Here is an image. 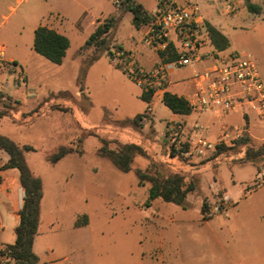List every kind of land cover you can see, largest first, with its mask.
<instances>
[{
	"label": "rangeland",
	"instance_id": "rangeland-1",
	"mask_svg": "<svg viewBox=\"0 0 264 264\" xmlns=\"http://www.w3.org/2000/svg\"><path fill=\"white\" fill-rule=\"evenodd\" d=\"M46 1L27 0L19 13L28 7L33 16L12 35L4 29L0 32V45L6 46V57L18 59L19 70L23 67L28 75V84L17 82L10 91L18 104L10 105L8 116L18 126L5 119L6 123L0 121V133L9 135L21 147H34L33 151H25V156L31 171L44 182L42 230L62 232L60 236L54 234L50 242L66 248L71 264H141V243L154 241L156 236L169 239L175 230L170 228L179 225L183 228L174 232L173 239L190 244L195 258L207 255L223 264H264V187L251 190L249 185L247 196L237 195L236 191L252 179L254 168L246 166L247 160L254 158L247 154L249 148H254L251 139L230 156L225 152L216 158L171 157V149L178 148L165 131L180 124L176 123L179 117L161 102L150 104L142 100L144 87L128 76L126 61L114 55L118 46L124 51L134 48L135 52H126L133 55L136 67H142L138 59L145 52L148 54L143 58H151L149 65L157 62L158 53L142 43L148 24L137 27L133 11L117 7L112 0H48L50 7ZM139 1L147 8L158 2ZM56 9L62 11L57 15L60 21L57 28L70 41L61 65L53 64L34 50V29L46 23ZM108 18L116 22L106 36V46L88 45L97 27ZM233 18L219 15L220 21ZM239 20L243 28L234 39V48L254 57L264 81V6L257 15L245 11ZM189 76L187 69H179L172 81ZM30 91H36L37 96L26 95ZM38 100L45 101V108L24 118L23 114L34 109ZM6 110L0 103V112ZM244 110L252 118L256 116L247 107ZM143 114L147 117L143 128L138 129L131 121ZM103 140L113 150L130 143L140 145L146 156L137 157L133 170L123 173L101 156ZM62 147H71L74 152L57 164L46 160ZM243 148L248 149L242 151ZM229 165L233 166L232 171ZM138 169L165 176L180 173L187 185L193 184L196 189L189 194L185 207L159 199L151 201L148 207L150 185H139ZM215 175L218 188L233 193L234 207L223 217L224 226L228 227L224 248L216 245L198 222L202 219L203 205L209 206V202L223 196L212 188ZM171 209L178 212L175 216L178 222L172 226L170 217L165 215ZM77 216L80 223L88 217L91 222L79 237L70 228ZM77 243L88 247L82 253L70 254ZM53 257L55 261L61 259L59 251Z\"/></svg>",
	"mask_w": 264,
	"mask_h": 264
},
{
	"label": "built area",
	"instance_id": "built-area-1",
	"mask_svg": "<svg viewBox=\"0 0 264 264\" xmlns=\"http://www.w3.org/2000/svg\"><path fill=\"white\" fill-rule=\"evenodd\" d=\"M117 7H124L125 0H112ZM222 12L234 15L240 10L236 1L224 2ZM142 43L156 51L174 54V60L151 69L136 67L133 55L116 48L115 56L126 61V72L130 78L144 87L145 91H162L170 74L176 70L190 68L193 71V91L183 97L193 114L205 115L217 112L223 116L236 113L247 107L260 118H264V81L253 56L244 52H207L211 42L210 32L198 5L186 1L161 0L152 20L142 37ZM4 46H0V94L9 84L24 83V77L15 61L6 57ZM167 57V56H166ZM210 61L211 63H207ZM206 128L196 122L190 129L189 137L183 141L184 129L181 124L171 126L169 138L180 150L185 145V158H205L213 154L218 146L241 139L247 132L238 126L222 128L217 141L205 136ZM250 187V186H248ZM247 187L246 192L249 191ZM253 188L264 187V166L256 173ZM232 205L229 195L209 203L210 215L226 213Z\"/></svg>",
	"mask_w": 264,
	"mask_h": 264
},
{
	"label": "crops",
	"instance_id": "crops-1",
	"mask_svg": "<svg viewBox=\"0 0 264 264\" xmlns=\"http://www.w3.org/2000/svg\"><path fill=\"white\" fill-rule=\"evenodd\" d=\"M26 1L27 0H0V32L4 29L7 34L12 35L13 31L17 30L20 24L21 25L26 24L28 17L33 16V13L31 12L29 13L28 11V9L31 10V8H28V7L24 10V12L21 15L19 13V11L25 7ZM175 1L178 2L179 4H184L186 1H189L193 4L198 5L200 10L202 11V14L204 15L207 25L209 24V25L214 26L216 29L222 32L229 39L230 47L227 50L223 51V53L237 52L236 49L234 48V39L237 37L238 31L243 28L239 20L240 15H242V13H244L245 11H248L250 14L257 15L261 13L262 6H264V0H175ZM229 1H236L240 4V10L234 15H225L222 12L221 8H222L223 3L229 2ZM137 2L138 4L143 6L144 10L147 12L148 16L152 20V16L155 10L157 9L159 3L161 2V0H158V2L152 8H147L145 4L141 3L139 0H137ZM259 4H261L262 6L260 7ZM46 5L50 7V2L48 0L46 1ZM53 12L54 13L51 14V16L47 18L46 23L40 24L38 27L44 26V27L55 30L56 32L62 34V30L57 28V25L60 22L58 20L59 16L57 15H60L62 11L56 9ZM219 15H222L225 17L227 16L234 17V18L233 20H229V21L227 20L220 21ZM43 16H44L43 18H46L45 14ZM148 25H147V28H148ZM38 27H36L34 31ZM0 46H4L5 51H6L5 45H0ZM126 51L135 52L134 48L132 50H126ZM205 51L215 52L217 50L214 48L213 44H210L206 47ZM145 53L148 54L147 52ZM146 54L139 56L138 60L140 61L141 66L148 70H151L159 66L163 62L159 56V60L157 62L153 61V63L149 65V63L147 62L151 58H143V56H145ZM9 59L19 64L18 59L14 57H11ZM207 63H211V62L208 61ZM20 68H21L22 75L24 77L23 84H28V75L25 72L23 67H20ZM184 69H187L189 71L190 76L188 78H183V79H180L174 82L172 81V77L176 74L177 70L172 72L167 80L166 85L162 89V91L157 92L156 94L154 93L150 104H153L155 101L163 103V96L165 92H170L179 97H185L186 95L190 94L193 91L194 89V86L192 83L193 71L190 68H184ZM178 86L183 87V89H181L180 91L178 89L176 90V87ZM12 88H13V84H9L6 90L4 91V94L7 95L8 97H12L10 94V91ZM26 95L30 97H36L37 93L36 91H30ZM35 105L36 106L34 109H32L28 113L23 114L24 118L32 116L36 112L37 113L41 112V110L45 108V101L38 100ZM150 111L152 112L151 108H150ZM9 117L10 116L0 118V121H5L6 123L5 119H7V121L10 122L12 125L18 126V124L14 122L13 120L10 121ZM175 117H179L176 123H180L183 126V129H184L183 141H185V139L189 137L188 134L193 124L196 122H199L206 128L205 136L212 141H217L219 139L220 133L223 127L238 126L240 128H244L247 130L245 135L250 137L252 143L254 144V148H260L264 144V118H260L257 115L254 118H252L251 115L247 111L244 110V107L241 108L239 112L230 113L225 116L214 111V112H211L205 115H196V114L191 113L190 115H175ZM170 128L171 127H167L165 133H168ZM0 134L4 136H9L3 133H0ZM241 147H244V146H241ZM238 148L239 147H237V149ZM245 149H248V148H243L242 151ZM234 150H236V148L226 153L228 155L229 154L232 155L233 154L232 151ZM71 154L72 153L68 154L63 159H61L59 162L66 159ZM212 156H214V154L208 155V157H212ZM49 158H47L46 160L48 161ZM9 159H10L9 155L0 149V251L6 246L12 245L16 242V229L20 224V219H21L20 212L23 207V198H24V191L20 183V172L17 169H6V165L8 164ZM192 162L196 163L194 160H192ZM226 164L227 163H223L222 166H226ZM247 165L252 166L254 168L251 173L252 179L250 180V182L248 181V183H245L244 186L237 188L236 190L237 195L247 196L246 189L254 181L257 171L264 166V158L262 159L261 158L260 159L259 158L258 159L249 158L246 162V166ZM229 169L232 171L234 168L232 165H229ZM197 175H199V173H197ZM193 176L194 174H192V177ZM42 183H43V192H44L43 180H42ZM212 188L216 190L215 193L222 192V195H226V194L229 195L233 202V193H228L226 189L218 188L217 175H215V181L212 183ZM188 199H189V195L187 197L186 202L188 201ZM43 200H44V194H43L41 208H40L41 209L40 226H39L38 235L34 241L33 251L40 259L39 264H62V263L71 264L69 263L71 260L70 255L66 254V251H65L66 248L60 245H55L57 246L55 247L50 242V238L53 237L54 234L55 235L59 234L60 236L62 232L61 231L56 232V230L54 229H49L48 231L42 230ZM233 207L234 206L232 204L226 213H228L230 209ZM209 212H210L209 206H207L206 211H203L202 209L201 210L202 219H199L198 222L201 224L202 228L204 227L209 232L211 238L216 242V245H218L220 248H224L225 247L224 236L228 231L227 229L228 227L224 226L225 221L223 220V217H225L224 215H226V213L219 214V215H210ZM166 213L167 214L165 215L170 217L168 220L170 223V226H172L171 224H175L176 222H178L175 218V216L178 215L177 210L171 209L169 212L166 211ZM156 217L158 216L156 215ZM78 222H80V220L78 219V216L74 217V220L70 228L71 230H73V234H76L79 237V234H81L84 229L86 230L90 226L91 222H90L89 217L86 219V221L82 222L81 226L76 225ZM182 228L183 227L179 225L175 226V228L171 227L170 230L172 231L174 229L175 230L171 232L173 234H171L169 239L165 237L162 238V237L156 236L154 238L155 239L154 241L147 240V243L144 245L142 242L141 245L143 249L142 251L143 257L141 259V262H142L141 264H145L146 261H149L152 264H223V261L217 260L216 258L212 256L204 255L202 258H195L193 256V252L191 250L190 244H188L187 242L182 243L181 241H175L173 239L174 232L178 233V231ZM160 229H162V227ZM163 229H167V228H163ZM87 247H88L87 244L83 245V244L77 243L74 247V250L70 251L69 253L71 254L74 252V254H79V253H82V251H84ZM72 248L73 247L71 246V249ZM56 251H59V256L61 258L57 261H55L54 260L55 258L53 257ZM167 256H169V258ZM230 261L232 262L233 259H230ZM1 264H13V263L8 259H1Z\"/></svg>",
	"mask_w": 264,
	"mask_h": 264
},
{
	"label": "trees",
	"instance_id": "trees-1",
	"mask_svg": "<svg viewBox=\"0 0 264 264\" xmlns=\"http://www.w3.org/2000/svg\"><path fill=\"white\" fill-rule=\"evenodd\" d=\"M125 7L134 13V24L138 27L142 23L149 24L151 18L144 10L143 6L138 4L137 0H125ZM116 20L108 18L104 24L97 27L90 38L88 45L97 43L99 47H105L107 43V34L115 27ZM211 36V42L218 52H223L230 47L229 39L218 29L212 25H207ZM70 47L69 39L44 26H40L35 30L34 50L37 54L46 58L56 65H61L66 56L67 50ZM119 48V47H118ZM121 49V48H120ZM161 59L165 62L174 60L175 55L159 53ZM167 56V57H166ZM17 64V63H16ZM18 65V64H17ZM19 66V65H18ZM118 68H120L118 66ZM155 90L144 91L141 95L142 100L150 103ZM0 103L5 108V112H0V118L8 116L11 104L18 102L5 94H0ZM163 104L172 111L175 115H190L191 111L187 102L183 97H179L170 92H165L163 96ZM147 115H139L131 121L134 127L143 128V122ZM250 143V138L244 135L241 139L235 140L229 144H224L217 147L213 153L215 158L223 155L225 152L231 151L237 147L245 146ZM0 149L6 152L10 159L6 165V169H17L20 172V183L24 191L23 207L20 212V224L16 229V242L8 245L0 251L1 259H8L13 264H39L40 259L33 251L35 238L38 235L40 220H41V202L43 198V183L42 180L35 176L31 171L25 151H33L31 146H19L15 141L7 136L0 134ZM248 155H252L258 159L264 154V144L261 148H249ZM188 150L185 145L183 149H171V157L183 158V153ZM255 151V152H254ZM74 149L62 147L59 151L49 158L53 164L58 163L61 159ZM100 154L103 158L108 159L119 171L129 173L133 170V164L137 157L146 156L144 149L137 144H125L117 150L108 148V142L103 140V147L100 149ZM139 185H150L149 199L147 206L154 200H161L167 204H172L178 207H185L188 195L195 191L193 184L187 185L186 178L180 173L170 175H162L159 172L151 173L141 169L136 170ZM207 205H203V211H206ZM86 221V220H85ZM77 226L82 223L78 222Z\"/></svg>",
	"mask_w": 264,
	"mask_h": 264
}]
</instances>
